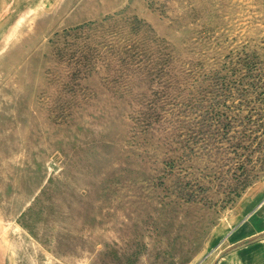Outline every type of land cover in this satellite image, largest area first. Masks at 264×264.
<instances>
[{
  "label": "rangeland",
  "instance_id": "rangeland-1",
  "mask_svg": "<svg viewBox=\"0 0 264 264\" xmlns=\"http://www.w3.org/2000/svg\"><path fill=\"white\" fill-rule=\"evenodd\" d=\"M263 200L264 0H0V264H198Z\"/></svg>",
  "mask_w": 264,
  "mask_h": 264
},
{
  "label": "crops",
  "instance_id": "crops-1",
  "mask_svg": "<svg viewBox=\"0 0 264 264\" xmlns=\"http://www.w3.org/2000/svg\"><path fill=\"white\" fill-rule=\"evenodd\" d=\"M263 206L264 200L228 236L226 247L213 249L198 264H264Z\"/></svg>",
  "mask_w": 264,
  "mask_h": 264
},
{
  "label": "bare ground",
  "instance_id": "bare-ground-1",
  "mask_svg": "<svg viewBox=\"0 0 264 264\" xmlns=\"http://www.w3.org/2000/svg\"><path fill=\"white\" fill-rule=\"evenodd\" d=\"M20 22H21V21H20V20H18V21H17V23H16V26H19V23H20Z\"/></svg>",
  "mask_w": 264,
  "mask_h": 264
}]
</instances>
